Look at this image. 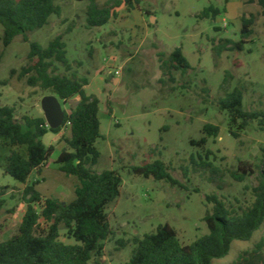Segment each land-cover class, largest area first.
Masks as SVG:
<instances>
[{
	"label": "rangeland",
	"instance_id": "obj_1",
	"mask_svg": "<svg viewBox=\"0 0 264 264\" xmlns=\"http://www.w3.org/2000/svg\"><path fill=\"white\" fill-rule=\"evenodd\" d=\"M106 1L99 0L100 4ZM139 1L133 8L122 6L117 18L104 27L89 28L86 22L89 0H56L62 7V16H52L48 26L28 34L30 42L44 47L56 37L64 36L73 67L71 73L88 78L86 93L98 96L101 101L103 138L96 143L101 157L94 170L116 171L123 180L121 196L107 210L115 235L106 242L104 256L93 257L88 264H128L133 239L156 232L166 224L177 231L182 244H192L209 233L204 217L212 205L206 202V196L217 194L228 206L248 207L255 202L253 189L259 185V173L264 170L262 10L242 12L245 16L252 11L257 13L255 33L245 51L225 52L217 57L214 43L241 40L240 17L232 21L224 12L229 1L234 0ZM210 6L219 8L221 15L201 19L199 15ZM2 35L0 26V38ZM177 48H182L191 70L162 68L159 54L164 53L167 60ZM29 51L30 45L22 36L8 47L0 40V106H14L18 120L24 116H44L42 100L52 95L40 87H30L27 79L20 78L22 69L29 64ZM59 73L64 74V69ZM227 73L232 78L224 85ZM235 88L244 89L246 111L263 114L250 123L239 140L230 135L229 117L218 108V101ZM78 100L60 102L70 112ZM206 124L220 127L219 137L209 138L203 148L196 147L192 141L205 137ZM64 133L68 136V129ZM42 141L47 147L56 146V152L41 175L31 176L30 183L39 181L36 191L45 198H58L69 204L76 198L79 181L61 173L54 164L67 146L51 132ZM10 150L7 142H0V199L6 203L0 212V242L18 233L26 211L25 185L4 171ZM20 151L26 154V147ZM208 151L213 153L210 162L219 170L217 174L193 164V156L199 161L197 154L205 156ZM156 160L167 164L182 187L131 172L133 167ZM241 162L249 164L255 173L238 183L231 172L237 171ZM211 177L216 183L209 181ZM65 235L62 228L61 240L76 243ZM263 236L264 227L251 241H236L229 255L214 264H230L240 257L243 258L240 264H264V247L254 253Z\"/></svg>",
	"mask_w": 264,
	"mask_h": 264
},
{
	"label": "trees",
	"instance_id": "obj_2",
	"mask_svg": "<svg viewBox=\"0 0 264 264\" xmlns=\"http://www.w3.org/2000/svg\"><path fill=\"white\" fill-rule=\"evenodd\" d=\"M139 0H89L86 9V22L89 28H101L118 16L122 6L130 8ZM225 12V11H224ZM63 10L56 0H0V38L5 47L22 36L29 43L28 66L21 71L20 78L27 79L30 87H40L50 91L60 101L68 102L79 98L70 112L65 111L62 127L51 129L44 117L24 116L18 120L14 106H0V142L5 141L11 148L6 158L4 171L21 185H25L24 200L26 211L22 217L18 233L7 241L0 242V264H88L93 257H103L106 242L115 232L107 210L120 196L123 180L116 171L105 170L98 173L94 167L99 163L101 153L96 147L103 138L99 117L101 101L96 95H88V78H80L71 73L73 67L68 58L67 43L63 35L49 42L47 47L30 42L28 34L48 26L52 16L60 18ZM221 10L215 6L205 8L199 15L201 19H216ZM254 15L241 19V40H220L213 44L217 57L225 52L245 51V46L254 36ZM219 31V28H217ZM159 54L162 68L178 71L191 70V64L182 48L173 51L165 60ZM63 68L65 73H59ZM232 78L226 74L224 85ZM220 111L229 117V133L239 140L251 122L263 117L262 113L248 112L244 109V89L235 88L218 101ZM70 123V126H68ZM262 123V122H261ZM70 129V137H62L67 148L55 160L57 169L78 179L76 198L67 204L58 198H45L36 191L39 181L30 183L33 174L40 175L56 152V146L47 147L42 138L48 133L60 134ZM200 141H192L196 147L203 148L209 138H217L220 127L206 124ZM26 147V154L20 148ZM213 153L193 156L196 167L219 173L210 162ZM131 172L146 179L165 181L172 186L182 185L170 174V168L162 160L133 167ZM254 171L247 163L241 162L232 178L243 183ZM211 183L216 179L209 178ZM255 202L248 207L228 206L217 194L207 195L206 202L212 205L204 217L209 233L189 245L180 242L177 231L170 225H161L156 232L133 239L134 249L128 264H214L229 255L236 241L249 242L264 227V170L259 173V185L253 189ZM6 203L0 199V212ZM66 230V239L61 240V229ZM122 246L123 242H120ZM264 247V236L254 253ZM242 257L230 264H240Z\"/></svg>",
	"mask_w": 264,
	"mask_h": 264
},
{
	"label": "crops",
	"instance_id": "obj_3",
	"mask_svg": "<svg viewBox=\"0 0 264 264\" xmlns=\"http://www.w3.org/2000/svg\"><path fill=\"white\" fill-rule=\"evenodd\" d=\"M244 9H256V10H262L261 12V17L264 18V0H234L233 2L227 4V7H226V10H225V13L228 14L229 16H231L233 19L232 21H236L239 17L240 19H242L243 16V10ZM252 15L254 14H257L255 11L251 13ZM255 16V15H254ZM150 18H155L154 16H151ZM156 19V18H155ZM141 20H144L141 18ZM112 22V21H111ZM110 22V23H111ZM131 27V26H130ZM133 31V30H132ZM116 80L120 81L119 78H117ZM40 117H44V116H40ZM68 129V136H65L64 134V130L56 135L57 136V139H61L63 136L64 137H70V129ZM47 168V167H46ZM44 168L41 172V174L43 173V171L46 169ZM40 174V175H41ZM34 175V174H33ZM32 175V176H33Z\"/></svg>",
	"mask_w": 264,
	"mask_h": 264
},
{
	"label": "water",
	"instance_id": "obj_4",
	"mask_svg": "<svg viewBox=\"0 0 264 264\" xmlns=\"http://www.w3.org/2000/svg\"><path fill=\"white\" fill-rule=\"evenodd\" d=\"M47 125L51 129L62 127L65 120V110L59 98L55 95L46 96L41 103Z\"/></svg>",
	"mask_w": 264,
	"mask_h": 264
},
{
	"label": "built area",
	"instance_id": "obj_5",
	"mask_svg": "<svg viewBox=\"0 0 264 264\" xmlns=\"http://www.w3.org/2000/svg\"><path fill=\"white\" fill-rule=\"evenodd\" d=\"M116 74H117V75L120 74L119 70L116 71ZM68 126H70V123H68Z\"/></svg>",
	"mask_w": 264,
	"mask_h": 264
}]
</instances>
